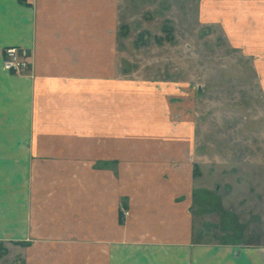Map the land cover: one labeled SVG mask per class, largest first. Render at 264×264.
<instances>
[{
  "label": "crops",
  "instance_id": "0c3cea01",
  "mask_svg": "<svg viewBox=\"0 0 264 264\" xmlns=\"http://www.w3.org/2000/svg\"><path fill=\"white\" fill-rule=\"evenodd\" d=\"M125 3L0 0V264H264V220L260 242L252 217L243 240L199 235L186 106L111 72ZM46 162L75 168L30 177Z\"/></svg>",
  "mask_w": 264,
  "mask_h": 264
},
{
  "label": "rangeland",
  "instance_id": "374dc122",
  "mask_svg": "<svg viewBox=\"0 0 264 264\" xmlns=\"http://www.w3.org/2000/svg\"><path fill=\"white\" fill-rule=\"evenodd\" d=\"M262 1L126 0L125 14H120L111 72L119 80L133 83L134 89L153 86L159 97L162 91L173 94L175 111L186 106V115L194 118L195 186L202 191L193 204V220L207 241L220 240L229 231L245 239L249 217L255 228L246 239H261ZM14 154L22 156L18 149ZM73 168L64 162L61 166L34 163L29 174L53 177ZM77 168L78 176L83 177L80 169L87 167Z\"/></svg>",
  "mask_w": 264,
  "mask_h": 264
},
{
  "label": "built area",
  "instance_id": "2783aa9c",
  "mask_svg": "<svg viewBox=\"0 0 264 264\" xmlns=\"http://www.w3.org/2000/svg\"><path fill=\"white\" fill-rule=\"evenodd\" d=\"M28 53L19 47H9L2 53V70L12 75H19L27 69Z\"/></svg>",
  "mask_w": 264,
  "mask_h": 264
}]
</instances>
